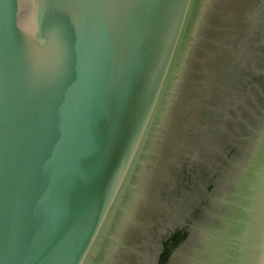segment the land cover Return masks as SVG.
Returning a JSON list of instances; mask_svg holds the SVG:
<instances>
[{"label": "water", "instance_id": "obj_1", "mask_svg": "<svg viewBox=\"0 0 264 264\" xmlns=\"http://www.w3.org/2000/svg\"><path fill=\"white\" fill-rule=\"evenodd\" d=\"M210 3L0 0V264H113Z\"/></svg>", "mask_w": 264, "mask_h": 264}, {"label": "flooded vegetation", "instance_id": "obj_2", "mask_svg": "<svg viewBox=\"0 0 264 264\" xmlns=\"http://www.w3.org/2000/svg\"><path fill=\"white\" fill-rule=\"evenodd\" d=\"M258 1L211 0L197 29L186 80L162 128L164 138L153 151L146 177L159 186L171 168L166 174L152 162L168 161L167 155L181 154L186 151L181 147L192 144L190 154L193 149L197 154L183 159L177 180L188 169L198 202L188 208L171 195L176 189L162 193L145 187L146 196L134 210L155 215L149 222L137 216L126 227V247L113 264H240L243 225L262 167L256 159L264 151V4ZM163 216L169 222L157 231L156 218Z\"/></svg>", "mask_w": 264, "mask_h": 264}, {"label": "rangeland", "instance_id": "obj_3", "mask_svg": "<svg viewBox=\"0 0 264 264\" xmlns=\"http://www.w3.org/2000/svg\"><path fill=\"white\" fill-rule=\"evenodd\" d=\"M258 2H260V5L264 4V0H261V1L259 0ZM251 13L253 15V10H252ZM206 61L207 60H205L204 62H206ZM250 68L252 69L251 66H250ZM255 69L257 70L259 68H255ZM255 69H253V70H255ZM189 106H191V107L194 106V99H189ZM192 124H193V122H192ZM191 146H192V144H186L185 146L181 147V149L186 150V151H184L181 154H180V152L179 153H170V152H168V153H170L169 155H167V157H169L168 158L169 159L168 161L167 160H165V161L163 160V161H160L159 162L158 160H155L154 162H152V165H154V166L156 165V167L157 166L158 167H162L163 170H165L166 174L168 173V169L169 168H171V170L169 169V173L167 175V179L164 180L163 182H161L159 184V186L156 183H150L149 184V179L150 178L148 179L146 177L147 176L146 175L145 178H144L142 187L143 188L147 187V189L152 190V191H155V190L159 189V191L162 190V193H164V192H171V191H173V189H176V192L175 193H172L171 195H173L174 197H177V201L179 203H181V199H183L184 202H182V205L183 204L184 205L186 204V206L188 208H191L192 206H194L198 202V198H197L198 196H197V193H196L197 190H196L195 183L188 181V179L186 178L189 175L188 169L185 168V171H187V172L185 173V175L183 176V178H180V181H179V178L177 180V176H178V173H179V169L181 168V165L183 164L182 163L183 159L185 157L187 158L188 156H191L190 158L191 159H194L195 158V154H197L196 151H195V149L191 150L194 153L193 154H190ZM202 154L203 153L200 152V156L201 157H202ZM198 155H199V152H198ZM203 156H204V154H203ZM174 176H175V179H174V182H172V179L174 178ZM146 179H147V181H146ZM184 180L186 181V186L184 184ZM176 182H178V183H176ZM173 183H174V187H173ZM182 183H183V185H182ZM180 189L183 190V195H182V193H179V190ZM135 212H136V210H134V213ZM152 212L151 211L150 212L139 211V212H136L135 214H133V217L134 218L137 217V216L138 217H143L146 220V222H149L150 217H152L153 214H154V211H152ZM186 214H187V216H189V213L188 212ZM166 219H167V222H169V219L166 218V217H164V216L162 218L161 217H157L156 218V221H157V224H158L157 225L158 226V230L157 231H159V230L163 231L162 230L163 229L162 228V225L165 224ZM131 235L128 234V236H131ZM122 238H123V235H122ZM125 239H127V235H126ZM126 264H132V262L129 261V263H126Z\"/></svg>", "mask_w": 264, "mask_h": 264}, {"label": "bare ground", "instance_id": "obj_4", "mask_svg": "<svg viewBox=\"0 0 264 264\" xmlns=\"http://www.w3.org/2000/svg\"><path fill=\"white\" fill-rule=\"evenodd\" d=\"M257 161L259 162L257 163L258 165L262 163V168L260 169L258 175L260 180H258L255 185L256 194L254 197V203L251 206L253 207V209L249 210L251 216H249L245 225H243V230L245 235L243 234V236H241L243 237L242 239L245 238L244 240H242V245H243L244 243L249 242L248 240L252 238L254 240V237L250 236L252 232L255 233L256 235L255 241L257 244L256 245L257 251L255 250V245L247 246V248L246 245H244V250L247 252L246 260L249 264H262L264 261V256H263L264 253V151L261 155L259 154V158L256 159V162ZM241 249L243 248L240 247L239 250Z\"/></svg>", "mask_w": 264, "mask_h": 264}]
</instances>
